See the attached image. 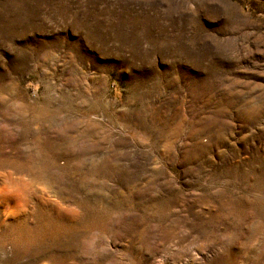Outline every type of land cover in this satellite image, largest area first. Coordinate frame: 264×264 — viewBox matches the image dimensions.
Wrapping results in <instances>:
<instances>
[{
  "label": "rangeland",
  "instance_id": "374dc122",
  "mask_svg": "<svg viewBox=\"0 0 264 264\" xmlns=\"http://www.w3.org/2000/svg\"><path fill=\"white\" fill-rule=\"evenodd\" d=\"M0 264H264V0H0Z\"/></svg>",
  "mask_w": 264,
  "mask_h": 264
}]
</instances>
